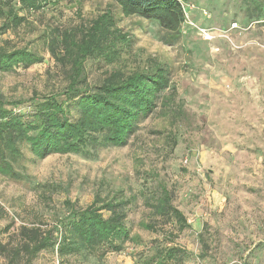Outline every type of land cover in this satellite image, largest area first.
I'll use <instances>...</instances> for the list:
<instances>
[{
  "label": "rangeland",
  "instance_id": "1",
  "mask_svg": "<svg viewBox=\"0 0 264 264\" xmlns=\"http://www.w3.org/2000/svg\"><path fill=\"white\" fill-rule=\"evenodd\" d=\"M5 1L0 0V27L12 23ZM183 5L181 37L167 45L156 22L125 17L112 0H48L37 12L18 11V0L12 2L24 21L5 30L0 48L25 49L43 59L0 72V93L24 102L13 112L31 113V98L68 84L70 66L55 60L50 40L88 28L108 12L130 43L114 64L88 60L83 78L94 88L106 72L129 76L157 62L169 70L170 87L126 147L53 154L42 161L25 147L13 164L17 177L0 174V264H28L17 254L24 243L21 228L55 226L68 214L65 202L86 208L97 198L121 197L130 202L127 226L138 241H127L120 252L108 245L83 251L64 264H150L157 250L171 245L187 252L184 264H264V0ZM56 50L59 56L64 52ZM78 116L73 109L72 119ZM160 184L188 220L182 232L152 215ZM31 264L62 261L49 250Z\"/></svg>",
  "mask_w": 264,
  "mask_h": 264
},
{
  "label": "trees",
  "instance_id": "2",
  "mask_svg": "<svg viewBox=\"0 0 264 264\" xmlns=\"http://www.w3.org/2000/svg\"><path fill=\"white\" fill-rule=\"evenodd\" d=\"M14 1L3 2L10 4L6 14L12 17V23L11 26L3 23L0 37L6 29L18 27L24 21L18 11H40L48 0H18V11L11 6ZM112 1L125 17L138 16L156 22L165 32L162 36L165 44L174 45L180 39L186 0ZM3 15L4 8L0 6V18ZM59 38L50 40L49 49L57 62L70 66L68 84L63 89L31 98L33 111L29 114L13 112L14 107L24 102L8 101L0 93V174L3 176L17 177L13 164L24 156L25 147L38 161L53 154L80 155L90 148L126 147L139 123L154 112L157 101L170 87L169 70L157 62L129 76L116 70L106 72L102 84L94 88L83 78L88 60L97 58L107 65L114 64L121 57L123 46L130 43L129 35L117 27L110 12L98 17L88 28L64 31ZM57 46L64 51L61 56L56 53ZM42 61L25 49L0 48V72L8 73ZM162 105L168 106L169 101ZM73 109L78 111L77 119H72ZM159 189L158 196L152 198V215L155 219L173 222L180 232L184 231L189 227L187 218L174 205L168 188L160 184ZM121 198L111 201L97 198L86 208L65 202L68 214L55 226L47 230L36 225L21 228L24 243L17 254H24L31 264L41 252L56 251L64 264L69 256L96 251L103 245L120 252L127 241H138L127 226L130 202ZM141 227L157 231L155 225L148 223H141ZM186 257V251L171 245L157 250L150 264H184Z\"/></svg>",
  "mask_w": 264,
  "mask_h": 264
}]
</instances>
